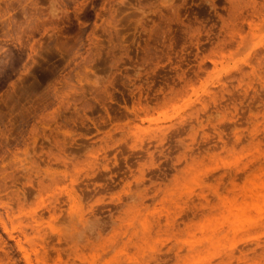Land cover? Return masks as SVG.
Masks as SVG:
<instances>
[{
	"label": "rangeland",
	"instance_id": "obj_1",
	"mask_svg": "<svg viewBox=\"0 0 264 264\" xmlns=\"http://www.w3.org/2000/svg\"><path fill=\"white\" fill-rule=\"evenodd\" d=\"M263 181L264 0H0V264H264Z\"/></svg>",
	"mask_w": 264,
	"mask_h": 264
},
{
	"label": "bare ground",
	"instance_id": "obj_2",
	"mask_svg": "<svg viewBox=\"0 0 264 264\" xmlns=\"http://www.w3.org/2000/svg\"><path fill=\"white\" fill-rule=\"evenodd\" d=\"M206 95H207V94H206ZM161 115H162V114H161ZM152 121H153V120H152ZM191 124H192V123H191ZM188 125H189V124H188ZM175 130H176V129H175ZM257 176H258V175H257ZM263 182H264V181H263ZM245 191H246V190H245ZM218 194H219V193H218ZM255 194H256V193H255ZM257 194H258V193H257ZM253 195H254V193H253ZM255 198H256V197H255ZM259 199H262V198H259ZM263 202H264V201H263ZM247 203H248V202H247ZM251 206H252V205H251ZM259 206H260V203H259ZM261 206H262V204H261ZM263 206H264V205H263ZM231 207L233 208V206H231ZM240 207H241V206H240ZM242 207H244V206H242ZM236 209H237V208H235L234 211H236ZM248 209H249V208H248ZM248 209H247V210H248ZM232 210H233V209H232ZM262 210H263V209H262ZM237 211H238V210H237ZM263 211H264V210H263ZM239 212H240V211H239ZM246 213H247V212H246ZM246 213L244 212V214H246ZM251 214H252V213H251ZM240 215H241V214H240ZM224 216H225V215H224ZM252 216H254V214H253ZM240 218H241V217H240ZM256 219H257V218H256ZM210 220H211V219H210ZM253 220H254V219H253ZM243 221H244V220L242 219V223H243ZM245 221H247V220L245 219ZM245 221H244V225H245ZM210 222H211V221H210ZM213 222H214V221H213ZM258 223H259V222H258ZM240 225H241V226H239V227H242L241 222H240ZM257 226H258V225H257ZM251 227H252V226H251ZM227 228H228V227H227ZM242 228H243V227H242ZM245 228H246V227H245ZM245 228H244V229H245ZM253 228H254V227H253ZM146 229H147V228H146ZM149 229H150V226H149ZM246 229H247V228H246ZM208 231H209V230H208ZM259 232H260V230H259ZM259 232H258V233H259ZM249 233H250V232H249ZM148 234H149V232H148ZM252 234H253V233H252ZM238 236H239V235H238ZM257 236H258V234H257ZM261 237H262V235H261ZM238 238H239V237H238ZM256 238H257V237H256ZM258 238H259V237H258ZM125 239H126V238H125ZM209 239H210V236H209ZM236 240H237V239H236ZM254 241H255V240H254ZM128 242H129V241H128ZM239 242H240V241H239ZM257 242H258V241H257ZM221 243H223V242H221ZM237 243H238V242H237ZM237 243H236V244H237ZM249 243H250V242H249ZM191 244H192V242H191ZM197 244H199V242H198ZM223 244H224V243H223ZM234 244H235V243H234ZM253 244H254V243H253ZM243 245H244V244H243ZM243 245H242V246H243ZM191 246H192V245H191ZM234 246H235V245H234ZM256 246H257V244H256ZM249 247H251V246L249 245ZM220 248H221V247H220ZM239 248H240V247H239ZM27 249H28V248H27ZM36 249H37V248H36ZM244 249H248V248H244ZM39 250H40V249H39ZM188 251H189V250H188ZM211 251H212V250H211ZM211 251H210V253H211ZM246 251H247V250H246ZM140 252H141V251H140ZM34 253H35V251H34ZM145 253H146V252H145ZM214 253H215V252H214ZM239 253H240V252H239ZM148 254H149V253H147V255H148ZM194 255H195V254H194ZM27 256H28V255H27ZM27 256H26V257L24 256V257H25L26 264H32V263L29 261V258H28ZM203 256H204V254H203ZM207 256H208V255H207ZM200 257H201V255H200ZM210 257H211V256H210ZM210 257H209V259H210ZM31 260H33V259L31 258ZM201 260L204 261V259H202V258H201Z\"/></svg>",
	"mask_w": 264,
	"mask_h": 264
}]
</instances>
